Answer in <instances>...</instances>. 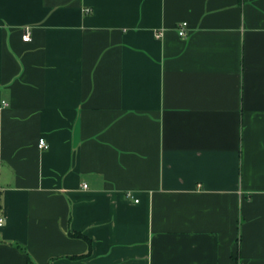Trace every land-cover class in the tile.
I'll use <instances>...</instances> for the list:
<instances>
[{"label": "crops", "instance_id": "obj_1", "mask_svg": "<svg viewBox=\"0 0 264 264\" xmlns=\"http://www.w3.org/2000/svg\"><path fill=\"white\" fill-rule=\"evenodd\" d=\"M0 217V264H264V0H0Z\"/></svg>", "mask_w": 264, "mask_h": 264}, {"label": "built area", "instance_id": "obj_2", "mask_svg": "<svg viewBox=\"0 0 264 264\" xmlns=\"http://www.w3.org/2000/svg\"><path fill=\"white\" fill-rule=\"evenodd\" d=\"M177 32H178V35L180 37H187L189 31H188V23L186 21H183L181 22L178 26H177ZM157 37H160L161 36V32H158L157 34ZM23 40L24 41H30L31 40V34L29 31H26L23 36H22ZM39 147L41 149H47L49 147V145L47 144V142L44 140V139H41L39 141ZM83 187L84 188H87V184H83ZM4 223V218L3 217H0V226H2Z\"/></svg>", "mask_w": 264, "mask_h": 264}, {"label": "trees", "instance_id": "obj_3", "mask_svg": "<svg viewBox=\"0 0 264 264\" xmlns=\"http://www.w3.org/2000/svg\"><path fill=\"white\" fill-rule=\"evenodd\" d=\"M72 235H73V236H76V237H79V238H86L83 234H81V233H77V232L73 233ZM28 260L31 261V258L28 257Z\"/></svg>", "mask_w": 264, "mask_h": 264}]
</instances>
